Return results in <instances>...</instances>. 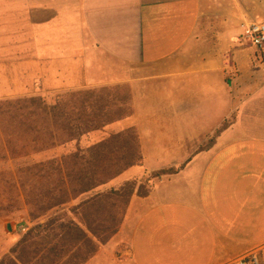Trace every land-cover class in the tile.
I'll use <instances>...</instances> for the list:
<instances>
[{"label": "crops", "instance_id": "0c3cea01", "mask_svg": "<svg viewBox=\"0 0 264 264\" xmlns=\"http://www.w3.org/2000/svg\"><path fill=\"white\" fill-rule=\"evenodd\" d=\"M255 20L264 0H0V99L119 88L129 115L80 143L134 130L143 163L105 188L185 165L133 196L87 264H264V55L241 38Z\"/></svg>", "mask_w": 264, "mask_h": 264}, {"label": "trees", "instance_id": "16d2710c", "mask_svg": "<svg viewBox=\"0 0 264 264\" xmlns=\"http://www.w3.org/2000/svg\"><path fill=\"white\" fill-rule=\"evenodd\" d=\"M106 91L112 90L57 96L51 105L42 97L0 101V161H21L62 150L50 159L0 173V184L5 182L16 193L17 206L8 208L19 209L22 201L34 224L0 264H87L100 245L118 233L122 221L111 225L106 219L112 214L111 201L120 192L99 190L126 170L141 166L143 155L134 130L81 145L84 137L129 115L122 109L128 100L113 99L116 110L103 105L102 98H94ZM82 197L86 198L75 208H67ZM2 205L0 211L8 209ZM58 210H68L81 225L65 223L62 218L38 222Z\"/></svg>", "mask_w": 264, "mask_h": 264}, {"label": "rangeland", "instance_id": "374dc122", "mask_svg": "<svg viewBox=\"0 0 264 264\" xmlns=\"http://www.w3.org/2000/svg\"><path fill=\"white\" fill-rule=\"evenodd\" d=\"M101 94V93H100ZM96 94L95 99L102 98L100 102L103 105H109L111 109H116L115 105L111 103L113 99H125V93L124 90L118 91H106L104 95ZM116 96V98H115ZM24 98H34V97H16L12 99H0V101H16ZM48 104H52L55 100V98H52V100L45 99ZM111 104V106H110ZM126 107L122 106L123 109V114H129V109H125ZM117 110V109H116ZM119 113V112H117ZM61 153V150H57L56 152H49L46 155L43 156H32L27 159H23L21 161H12V160H7V161H0V173L8 172L10 170H15L16 168L20 167L21 164L24 163H36L39 162L40 160H47L50 159L53 156H58ZM143 163V161H142ZM185 165H181L179 168L176 167H166L165 169L158 171L153 174H149L148 176L142 178V179H135V180H130L127 181L120 186L117 187H109L105 188L102 187L99 192L100 193H106L111 190H116L119 191V196H116L114 201H111V204L113 206L112 208V214L110 218L106 219L109 220L111 225L113 224H118L120 221H122V225L119 228V231H121L124 226V223L126 221L128 211L130 208V203L134 195L138 196L139 193L141 195H148L153 187L152 183L154 182V179L157 178H162L166 176H171L176 174L180 168L184 167ZM162 171H167L166 173L160 174L159 172ZM176 172V173H175ZM107 186V185H106ZM124 187V188H123ZM132 190H134V193L131 194ZM86 197H82L81 199H78L76 201H73L67 208H75L79 202ZM16 201V193L13 191L10 186L5 184V182H2L0 184V203H2L4 208H8L11 206H17ZM21 207L19 209L16 208H8L7 210H2L0 211V262L8 255H10L11 249L21 240L23 235L30 230L34 224L32 223V220L30 218V211L29 208L23 204L21 201ZM67 216V217H66ZM64 219L65 223H71L74 222L76 224H80L79 219L74 217L72 214H70L67 211L60 212L54 211L51 214H49L46 218L40 219L38 222L40 223H45L48 220H57V219ZM135 218H133L134 220ZM133 220L128 222L127 228L131 229V225L133 224ZM11 227V231L8 230V227ZM128 230V229H127ZM118 231V233H119ZM117 233V234H118ZM116 234V235H117ZM115 235V236H116ZM114 236V237H115ZM112 237V238H114ZM112 238L110 240H112ZM120 241H123L116 247L115 255L118 260H123L124 257H128V245L125 243V239L122 238ZM107 244V243H106ZM105 244V245H106ZM102 245H100L99 249L101 248ZM99 251V250H98Z\"/></svg>", "mask_w": 264, "mask_h": 264}, {"label": "built area", "instance_id": "2783aa9c", "mask_svg": "<svg viewBox=\"0 0 264 264\" xmlns=\"http://www.w3.org/2000/svg\"><path fill=\"white\" fill-rule=\"evenodd\" d=\"M242 40L257 48L264 55V20H255L243 25ZM229 264H260L258 253H250L235 259Z\"/></svg>", "mask_w": 264, "mask_h": 264}, {"label": "water", "instance_id": "95a60500", "mask_svg": "<svg viewBox=\"0 0 264 264\" xmlns=\"http://www.w3.org/2000/svg\"><path fill=\"white\" fill-rule=\"evenodd\" d=\"M8 230L11 231V227L10 226L8 227Z\"/></svg>", "mask_w": 264, "mask_h": 264}]
</instances>
